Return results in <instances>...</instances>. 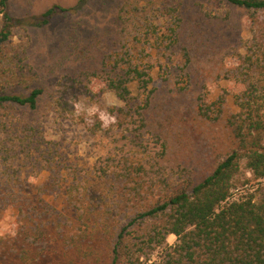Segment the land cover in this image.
Listing matches in <instances>:
<instances>
[{
    "label": "rangeland",
    "instance_id": "obj_1",
    "mask_svg": "<svg viewBox=\"0 0 264 264\" xmlns=\"http://www.w3.org/2000/svg\"><path fill=\"white\" fill-rule=\"evenodd\" d=\"M54 5L68 12L41 26ZM253 15L224 0H10L0 13V32H10L0 95L42 96L36 111L0 105V264H111L136 215L175 181L206 176L213 123L193 117L221 97L236 111L238 55L254 43L253 18L264 26V12ZM131 66L158 90L147 104L149 90L133 83L139 116L121 126L109 109L122 103L107 86ZM139 165L145 172L125 176ZM256 187L239 185L234 196ZM178 243H153L136 264L177 263Z\"/></svg>",
    "mask_w": 264,
    "mask_h": 264
},
{
    "label": "trees",
    "instance_id": "obj_2",
    "mask_svg": "<svg viewBox=\"0 0 264 264\" xmlns=\"http://www.w3.org/2000/svg\"><path fill=\"white\" fill-rule=\"evenodd\" d=\"M9 1L0 0L1 14ZM224 1L253 11L252 17L259 11L264 12V0ZM66 12L68 9L54 5L42 14L40 25ZM4 17L9 21L6 14ZM253 19L254 43L246 53L238 55L242 80L241 90L232 96L236 111H231L227 99L221 97L210 105L200 106L197 116L193 117L199 122L202 118L213 123L207 140L211 163L208 174L199 181L192 177L175 181L166 199L136 215L118 234L111 252V264L139 263L140 253L146 247L153 243L161 246L171 235L179 241L174 251L181 260L174 264H264V26L259 25L255 17ZM9 37V31L0 32V50ZM126 74L110 80L107 86L122 103L121 107L109 109L121 126L127 123L128 117L132 121L137 115L136 112L131 114L133 83L149 90L147 104L151 102V94L158 90L156 86L149 89L153 78L146 70L131 66ZM41 96V89H34L26 96L3 94L0 105L36 111ZM67 105H59L60 115L68 111ZM95 126L101 128V123ZM131 169L133 172L127 170L124 175L130 177L135 172H145L143 165ZM244 171L250 177L242 181ZM251 181L257 184L253 193L234 196L239 185L245 187ZM78 250L87 253L84 249ZM27 258L29 251L26 250L22 253V262L26 263Z\"/></svg>",
    "mask_w": 264,
    "mask_h": 264
}]
</instances>
